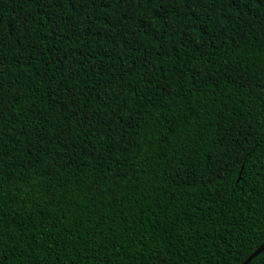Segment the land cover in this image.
<instances>
[{
  "label": "trees",
  "instance_id": "16d2710c",
  "mask_svg": "<svg viewBox=\"0 0 264 264\" xmlns=\"http://www.w3.org/2000/svg\"><path fill=\"white\" fill-rule=\"evenodd\" d=\"M0 98V264L264 244V0H0Z\"/></svg>",
  "mask_w": 264,
  "mask_h": 264
},
{
  "label": "snow or ice",
  "instance_id": "6c2138e0",
  "mask_svg": "<svg viewBox=\"0 0 264 264\" xmlns=\"http://www.w3.org/2000/svg\"><path fill=\"white\" fill-rule=\"evenodd\" d=\"M117 2L120 4L126 3V4H128L129 7H135V6L141 5L142 3L143 4H150L151 0H117ZM199 2H200V0H193V3H196L197 6L199 5ZM222 2H223V0H213V3L216 6H219V4ZM228 2H229V4H236L237 0H228ZM246 2H247V0H246ZM177 15H179V13H177ZM164 23H167V21H164ZM181 26H182V21H177V26L175 28H173V26L171 24H169L167 28H164L162 30V33L160 34L159 39L163 40L165 36H168L171 38V42H175V40L178 39L177 33L181 31ZM148 27L151 28V25L149 24ZM213 31H215V29ZM181 43H183V41H181ZM185 46H187V45H185ZM0 102H2V98H0ZM2 114H3V111L0 110V118H2ZM137 127H139V125H137ZM169 131H171V129H169ZM181 134L183 135L184 133H181ZM96 135L98 137L99 132H97ZM136 147L139 148V145L137 144ZM230 159L233 160V163L231 165L224 163V161L221 160V163H224L225 173L227 172V170L229 168H234L236 171L243 173V168L237 167V165H242L245 162L244 160H242L240 158L239 151L237 152V156L230 157ZM262 164H264V162H262ZM252 167H255V165H252ZM213 175L215 176L216 173H213ZM245 175H246V173H245ZM219 178L222 180H226L225 175H221ZM226 183H227V180H226ZM232 183L235 184V183H238V181L233 179ZM2 238H3V232L0 231V242H2Z\"/></svg>",
  "mask_w": 264,
  "mask_h": 264
},
{
  "label": "water",
  "instance_id": "95a60500",
  "mask_svg": "<svg viewBox=\"0 0 264 264\" xmlns=\"http://www.w3.org/2000/svg\"><path fill=\"white\" fill-rule=\"evenodd\" d=\"M264 250V244H262L260 247H258L257 250H255L244 262L243 264H248L254 257H256L258 254H260Z\"/></svg>",
  "mask_w": 264,
  "mask_h": 264
}]
</instances>
